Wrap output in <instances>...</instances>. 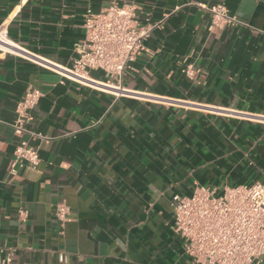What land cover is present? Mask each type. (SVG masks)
I'll list each match as a JSON object with an SVG mask.
<instances>
[{"label":"crops","instance_id":"0c3cea01","mask_svg":"<svg viewBox=\"0 0 264 264\" xmlns=\"http://www.w3.org/2000/svg\"><path fill=\"white\" fill-rule=\"evenodd\" d=\"M124 1L158 26L115 96L31 62L70 66L84 15L107 0H0V27L26 53H0V247L14 250L11 264H192L172 196L264 182V0ZM214 4L246 26L210 29L199 5ZM29 88L42 97L17 135L10 124ZM21 142L39 163L11 175Z\"/></svg>","mask_w":264,"mask_h":264},{"label":"built area","instance_id":"2783aa9c","mask_svg":"<svg viewBox=\"0 0 264 264\" xmlns=\"http://www.w3.org/2000/svg\"><path fill=\"white\" fill-rule=\"evenodd\" d=\"M210 15V29L246 26V23L229 13L223 4L199 5ZM136 5L124 0H107V6L98 12H87L83 17V41L74 48L75 58L64 67L47 61L31 62L47 69L60 78L115 96L126 94L122 87L125 72L144 51V40L158 25L141 24ZM0 27V53L25 52L6 38ZM26 54V53H25ZM28 54V53H27ZM100 71L105 83L94 80L91 72ZM184 74L192 78L188 66ZM42 93L29 88L16 103L14 121L10 127L17 135L28 133L27 123ZM39 137L36 133H29ZM39 163L37 148L21 142L13 151L9 173L15 175L25 167L35 169ZM172 229L183 243L185 255L192 264H259L264 259V182L226 187L220 193L214 188L197 187L190 196L175 194L170 202ZM68 207L59 204L54 217L62 225ZM26 211L19 210L20 218ZM13 249L0 247V264H11ZM66 258L61 253L58 261Z\"/></svg>","mask_w":264,"mask_h":264}]
</instances>
